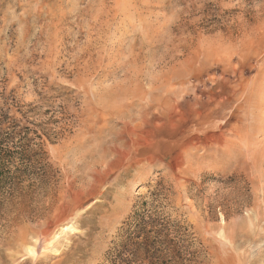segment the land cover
Listing matches in <instances>:
<instances>
[{"label":"rangeland","instance_id":"rangeland-1","mask_svg":"<svg viewBox=\"0 0 264 264\" xmlns=\"http://www.w3.org/2000/svg\"><path fill=\"white\" fill-rule=\"evenodd\" d=\"M0 126V264H264V0H0Z\"/></svg>","mask_w":264,"mask_h":264},{"label":"trees","instance_id":"trees-1","mask_svg":"<svg viewBox=\"0 0 264 264\" xmlns=\"http://www.w3.org/2000/svg\"><path fill=\"white\" fill-rule=\"evenodd\" d=\"M6 131L2 130L0 126V193H3L4 189L12 187L15 181L12 177L11 162L16 157L24 158L26 151H28L29 146H26L24 139L20 138L14 148H11L9 141L15 139L17 135L16 129L14 128H4ZM12 146V145H11ZM19 170V168H18ZM20 171V170H19ZM11 189V188H10ZM9 189V190H10Z\"/></svg>","mask_w":264,"mask_h":264}]
</instances>
